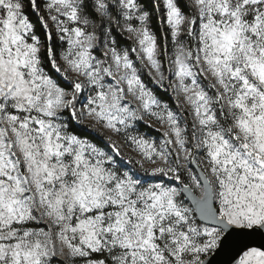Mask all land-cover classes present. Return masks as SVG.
<instances>
[{
	"label": "snow or ice",
	"instance_id": "1",
	"mask_svg": "<svg viewBox=\"0 0 264 264\" xmlns=\"http://www.w3.org/2000/svg\"><path fill=\"white\" fill-rule=\"evenodd\" d=\"M0 264H264V0H0Z\"/></svg>",
	"mask_w": 264,
	"mask_h": 264
},
{
	"label": "trees",
	"instance_id": "2",
	"mask_svg": "<svg viewBox=\"0 0 264 264\" xmlns=\"http://www.w3.org/2000/svg\"><path fill=\"white\" fill-rule=\"evenodd\" d=\"M32 19L34 22L36 21L35 16H32ZM152 25H153V31H158V29L160 27L159 20L154 18L152 21ZM38 30H39V26H38ZM119 39H120V44L122 47H130L131 46V41H128L124 38H119ZM133 58H134V56H133ZM143 78H144L145 82L149 84L150 87H155L154 85L151 84V81H150L149 77L147 76L146 72L143 74ZM165 98H167V97H165ZM140 128H141V131H146L150 135L156 136L157 138L159 137V133L155 132L152 129H147V128L143 127L142 125L140 126Z\"/></svg>",
	"mask_w": 264,
	"mask_h": 264
},
{
	"label": "rangeland",
	"instance_id": "3",
	"mask_svg": "<svg viewBox=\"0 0 264 264\" xmlns=\"http://www.w3.org/2000/svg\"><path fill=\"white\" fill-rule=\"evenodd\" d=\"M157 127H158V125H157ZM125 151H128V149H125Z\"/></svg>",
	"mask_w": 264,
	"mask_h": 264
}]
</instances>
